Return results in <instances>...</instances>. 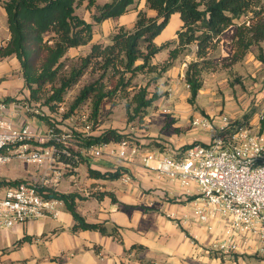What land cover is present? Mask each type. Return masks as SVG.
<instances>
[{"label": "trees", "instance_id": "trees-1", "mask_svg": "<svg viewBox=\"0 0 264 264\" xmlns=\"http://www.w3.org/2000/svg\"><path fill=\"white\" fill-rule=\"evenodd\" d=\"M83 1L3 0L10 40L0 49V61L15 57L20 62L25 88L29 91V98L24 102L40 103L54 111L64 102L67 92L88 75L90 79L72 104L71 113L89 102V121L98 127L105 106L117 98L123 103L130 120L140 118L143 121L152 109L158 108L157 102L166 95L161 88L168 85L167 74L180 59L192 55L193 59L187 62L184 82L190 92L188 103L195 107L203 88L204 75L217 69L212 56L220 49L222 37L229 30L234 32L235 52L232 58L241 61L256 47L259 49L257 58L264 66L261 48L264 43V0H105L101 5L89 0L91 7L96 5L97 12L93 15L96 24L129 15L132 9L144 3L143 9L137 7L135 11L133 26L117 27L109 36L108 43L94 42L93 24L77 14V8ZM175 15L181 21L176 40L158 45L156 40ZM243 17L250 18L238 24L237 21ZM83 47H89L86 54L69 55L71 50ZM164 51L168 52L167 60L163 64L155 62ZM140 78H143L141 82ZM15 101L12 98L3 100L5 104ZM254 115L252 111L232 122L230 131L248 125ZM39 117L50 130L59 131L47 117ZM74 137L79 151L63 145L60 151L64 148L70 156L61 153L57 158L59 163L71 169L89 162L87 152L92 147L123 140L134 144L129 136L114 130H104L98 136L75 134ZM53 143L50 141L42 147L52 146ZM193 146L171 154L176 156ZM88 174L95 180L117 181L125 172L118 168L114 172L102 173L89 166ZM23 183L26 182L1 181L0 186L17 187ZM38 188L45 198L64 202L75 221L74 232L94 231L121 239L117 228L109 230L104 224L86 222L77 209L78 200H82L78 194L60 193L54 188L39 185ZM105 196L117 202L113 194L103 193L98 197L103 199ZM25 241L30 240L24 239L20 243ZM137 248L144 249L141 246L132 247Z\"/></svg>", "mask_w": 264, "mask_h": 264}, {"label": "crops", "instance_id": "crops-1", "mask_svg": "<svg viewBox=\"0 0 264 264\" xmlns=\"http://www.w3.org/2000/svg\"><path fill=\"white\" fill-rule=\"evenodd\" d=\"M0 8L7 22L2 4ZM135 19L134 17L133 22ZM2 30L6 36L0 38V49L10 40L8 25ZM262 45L264 43L261 48ZM88 50L89 47L71 50L69 55L74 57L82 52L86 54ZM2 61L6 65L5 77L9 78L7 87L10 89L15 82L25 86L20 62L15 57ZM11 66L18 70L14 76ZM15 76L18 78L13 81ZM9 89L0 87V98H3L0 101L9 97L20 99L14 97ZM27 96L29 98V94ZM173 99L168 101L174 102ZM162 100L157 102L158 107ZM184 100V104L189 107L188 111H174L176 114L169 121L181 122L165 128L162 133L149 132L141 135L142 139L138 140L141 143V154L135 160L130 162L107 157L104 158L109 161L104 160L106 165L116 161L119 165L96 170L105 173L122 168L125 175L121 179L105 181L89 178V184L99 185L98 189L102 194L105 191L113 194L116 203L110 196L99 199L97 193L92 194L94 199L86 193L85 200H78V212L87 223L104 224L109 230L117 228L120 240L94 231L74 232L75 221L65 206L58 219L43 218L16 226L12 230L0 231V264H264V240L258 236L249 239L236 236L238 248L235 251L229 254L217 251L215 246L226 238L227 223L222 218L214 220L210 224V230L209 226L194 218V208L201 201L198 187L193 184L188 190L179 182L170 181L165 176L147 169L142 162V156L147 153H154L159 157V154L172 153L183 146L185 140L179 139L178 133L183 128V123L187 122L184 120L187 116L183 114L192 111L188 95L184 96ZM10 105L14 108H10ZM7 106L9 118L16 126L29 125L28 121L33 117L26 114L28 109L25 106L20 107L13 103ZM241 113L243 115L245 112ZM259 114L255 112L249 124L257 125ZM241 115L238 117L241 118ZM220 116L215 112L211 117L212 122L217 125ZM146 121L153 123L148 118ZM42 129L39 126L32 128L35 133L41 134ZM151 129L157 132L156 129ZM215 133V125L213 129L200 126L192 130L193 140L205 145L211 142ZM52 173L50 172L49 176L51 179L55 177ZM78 185L82 183L77 184L74 181L69 193H78L75 191ZM24 239L30 241L20 243ZM133 246H141L144 249H132Z\"/></svg>", "mask_w": 264, "mask_h": 264}, {"label": "built area", "instance_id": "built-area-1", "mask_svg": "<svg viewBox=\"0 0 264 264\" xmlns=\"http://www.w3.org/2000/svg\"><path fill=\"white\" fill-rule=\"evenodd\" d=\"M164 113L171 111L165 109ZM263 124L264 111L259 114L257 125L241 126L234 132L230 131L232 121L227 115H221L217 125L209 119L195 117L193 126L197 128L216 126V133L208 145H195L176 156L161 154L158 157L154 153L142 156L147 169L179 182L188 190L193 184L198 187L201 201L193 211L198 222L210 229L212 221L219 218L226 221V238L215 246L219 252L235 251L238 248L236 236L248 239L258 236L264 240ZM67 137L53 130L46 137L37 136L29 125L16 126L9 118L7 104L0 101V166L19 158L54 170L59 154L70 156L66 149L60 151ZM34 141L41 146H34ZM46 141L54 143L42 147ZM87 153L132 162L140 156L141 148L123 140L115 149L108 144L92 147ZM54 173L52 181H43L39 186L56 189L61 174ZM64 207L61 200L45 198L36 184L0 187V231L43 218L58 219Z\"/></svg>", "mask_w": 264, "mask_h": 264}, {"label": "rangeland", "instance_id": "rangeland-1", "mask_svg": "<svg viewBox=\"0 0 264 264\" xmlns=\"http://www.w3.org/2000/svg\"><path fill=\"white\" fill-rule=\"evenodd\" d=\"M103 2H105V0H95V4L97 5H101ZM95 6L91 7L89 0H84L83 4L77 8V14L88 23L93 24L94 42L108 43L109 36L117 27L126 26L131 28L133 26V18H136L135 11L137 7L138 9H143L144 3H141L132 9V13H130L128 16L109 20L103 24H96L93 20V15L97 12ZM249 18L250 17H243L237 22L238 24H242L247 22ZM180 26L181 21L178 15L173 16L169 26L156 40V43L158 45H163L168 41L176 40V33L180 29ZM3 27L6 29L7 22L6 17L0 8V38L6 36L5 31L2 30ZM233 38L234 32L232 30L227 31L222 37L220 49L212 56V58L216 61L217 69L216 71L209 72L204 75L203 88L199 93L200 98L197 100V105L195 107H191L192 111L190 113L183 114V116H187V119H184L187 122L183 123L184 126L178 134L179 139L185 141L179 150H174L172 152L173 154L182 152V149L185 147L201 144L200 141L193 140L194 135L192 134V130L197 128L193 126L195 115H197V117L209 119L212 122L213 118L211 117H213L214 113L216 112L217 115L226 114L229 116L231 121L234 122L242 119V116L245 113L248 114V112L250 113L255 111L256 114H259L260 112L264 111V66L257 58L259 49L254 47L243 60L235 61L232 58L235 52ZM262 46L264 53V45ZM167 58L168 52L164 51L156 57L155 62L163 64ZM192 59V55L188 56L187 58L180 59L176 63L175 67L167 74L168 85L161 88L162 92L166 93V95H164L162 98V104L157 109H152L150 114L143 121H141L140 118L130 120L124 110L123 103H120L119 99L117 98L111 100L105 106L101 116L99 117L100 125L98 127H96V124L89 121V102L83 104L74 113H71L70 108L72 104L74 103L80 90L90 79L88 75L85 76L77 86L67 92L64 102L58 105L54 111L50 110V108L47 106L41 105L40 103L24 102V100L28 98L27 94H29V92L27 91V93H25L24 91L27 89L20 83H13V86L9 89L7 87V80L9 78L5 77L6 73L4 69L6 68V65L3 61L0 62V87L4 86L5 90L9 89L8 91L14 97H20V99L15 100H22L21 102H23L21 105H19L17 101H15L13 104L20 107H24V104L27 105L25 106L26 109H28L26 114L29 115V117H33L28 121V124L34 129H36L38 126L41 129L43 128L42 134L36 133L37 136L46 137L50 131L49 127L45 125L46 123L41 121L39 117L44 116L51 120V123L57 128V130H59H53L55 133L62 135L65 134L68 136L66 138L65 147L73 148L75 151H79L78 146L76 145L77 140L74 137L75 134H80L84 137L98 136L104 130H114L122 135L129 136L135 145L140 146L141 143L138 140L142 139L141 135H145L149 132L162 133L165 128H169L176 122H181V120H178L169 123L170 118L176 114V110L185 111L186 109L188 111L189 107L184 104V96L188 95L189 98L190 92L189 87L184 82V78L187 69V62ZM11 68L13 69L12 73L14 76L18 70L14 68V66H11ZM17 78L18 76H15L13 81H16ZM142 80L143 78H140L139 82ZM114 82L115 81H113V84H115ZM160 83L162 84L163 80ZM171 98H174L173 100L175 101H168ZM9 107L14 108L12 105ZM227 107L228 110L226 111ZM165 109L171 111V113H164ZM241 112L245 113L241 115ZM240 115L241 118L238 117ZM147 118L153 123L147 122ZM151 127L156 129L157 132L153 131ZM163 127L164 129H162ZM47 142L48 141H46V144ZM118 143L119 142H112L109 144V146L115 149ZM33 145L39 147L40 143L34 141ZM168 154H171V152ZM104 158H107L105 154H103L101 157L89 155V162L87 164L80 165L77 169H69L62 163L57 162L54 166V170L48 169L47 166H39L25 162L22 159L15 158L6 165L0 166V182L25 181L26 183L40 185L43 184L44 179L46 181L53 180V178L51 179V177H49L50 172H53V175L55 174L54 172H57L61 174L59 178V185H61V187L58 186L56 188L58 192L69 193L71 191L69 188H72L74 181H76L77 184L82 183V185L77 186L78 189L80 188V190H75L81 194L79 196L85 200L86 198L84 196L86 193H88L94 199L95 196H92V194L97 193L100 196L102 193L100 189H98L99 185L89 184V166L93 170H104L112 167L113 165L115 166V164L119 165L117 161L112 163L110 162L111 164L106 165L104 160H108ZM100 186H102V184ZM0 187L3 188L4 186ZM107 193L108 192L105 191L104 194ZM1 238L2 233H0V243H2Z\"/></svg>", "mask_w": 264, "mask_h": 264}]
</instances>
